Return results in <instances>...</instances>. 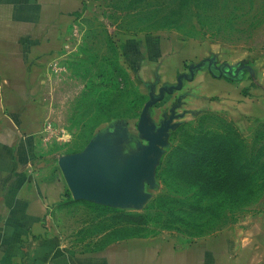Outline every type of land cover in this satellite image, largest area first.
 Instances as JSON below:
<instances>
[{"label": "crops", "instance_id": "0c3cea01", "mask_svg": "<svg viewBox=\"0 0 264 264\" xmlns=\"http://www.w3.org/2000/svg\"><path fill=\"white\" fill-rule=\"evenodd\" d=\"M90 4L0 0V264H264L262 236L248 225L190 241L130 237L82 251L65 244L57 226L68 206L107 205L73 198L60 159L78 155L79 175L99 171L109 180L142 163L149 141L140 122L156 133L202 113L264 117V63L241 62L235 51L196 40L148 36L123 42L124 57L154 100L142 119L133 129L108 125L78 153L52 152L45 87ZM152 177L143 176L134 194L152 196Z\"/></svg>", "mask_w": 264, "mask_h": 264}, {"label": "rangeland", "instance_id": "374dc122", "mask_svg": "<svg viewBox=\"0 0 264 264\" xmlns=\"http://www.w3.org/2000/svg\"><path fill=\"white\" fill-rule=\"evenodd\" d=\"M87 1L45 87L49 149L59 156L82 151L108 125L133 129L151 102L125 41L196 40L264 63V0ZM164 139L152 196L130 209L68 206L57 226L68 247L160 235L190 241L235 225L254 227L264 241V117L202 113L171 125Z\"/></svg>", "mask_w": 264, "mask_h": 264}, {"label": "water", "instance_id": "95a60500", "mask_svg": "<svg viewBox=\"0 0 264 264\" xmlns=\"http://www.w3.org/2000/svg\"><path fill=\"white\" fill-rule=\"evenodd\" d=\"M153 101L151 99L146 108ZM144 112L140 117L141 119ZM170 126L165 125V127L159 129L156 133H152L143 127L142 122H140L139 129L145 133L146 139L149 141L142 163L137 168L109 180L104 179L102 173L99 171L87 176L79 175L76 167V162L80 158L78 155H71L60 159L59 167L73 198L89 200L112 207L128 205L136 208L146 197L134 194L135 186L140 183L143 176H150L152 171H154V161L160 153V148L165 145L164 134ZM143 128L145 130H142Z\"/></svg>", "mask_w": 264, "mask_h": 264}, {"label": "built area", "instance_id": "2783aa9c", "mask_svg": "<svg viewBox=\"0 0 264 264\" xmlns=\"http://www.w3.org/2000/svg\"><path fill=\"white\" fill-rule=\"evenodd\" d=\"M50 128H51L50 125H48V124L45 125V133H46L45 140L49 139V135H50V132H51Z\"/></svg>", "mask_w": 264, "mask_h": 264}]
</instances>
